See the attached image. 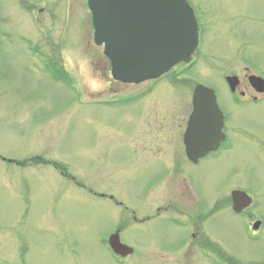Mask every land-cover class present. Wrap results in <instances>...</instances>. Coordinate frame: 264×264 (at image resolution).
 <instances>
[{"label": "rangeland", "instance_id": "rangeland-1", "mask_svg": "<svg viewBox=\"0 0 264 264\" xmlns=\"http://www.w3.org/2000/svg\"><path fill=\"white\" fill-rule=\"evenodd\" d=\"M188 2L200 33L191 63L124 85L92 43L86 0H0V264H264V95L247 82L264 79V0ZM226 76L240 80L239 104ZM197 85L216 90L230 140L223 163L208 160L216 174L191 172L202 212L224 201L192 239L171 223L200 211L186 171L168 177L171 165L148 158L179 157ZM237 189L253 199L241 217ZM117 231L133 248L123 260L107 244Z\"/></svg>", "mask_w": 264, "mask_h": 264}, {"label": "water", "instance_id": "water-1", "mask_svg": "<svg viewBox=\"0 0 264 264\" xmlns=\"http://www.w3.org/2000/svg\"><path fill=\"white\" fill-rule=\"evenodd\" d=\"M88 6L95 43L104 45L115 80L139 83L155 79L174 64L188 62L196 48V22L185 0H88ZM250 80L257 91L264 92L263 80L256 77ZM194 103L196 117L186 131L185 145L190 158L196 160L222 139L219 134L222 115L210 90L198 87ZM203 110L209 117H202ZM201 118L210 131L207 136L200 134L204 122ZM232 197L237 213L251 204V199L242 192H234ZM257 228L258 224L254 226ZM109 244L120 258L132 254L131 248L121 244L118 233L110 238Z\"/></svg>", "mask_w": 264, "mask_h": 264}, {"label": "flooded vegetation", "instance_id": "flooded-vegetation-1", "mask_svg": "<svg viewBox=\"0 0 264 264\" xmlns=\"http://www.w3.org/2000/svg\"><path fill=\"white\" fill-rule=\"evenodd\" d=\"M86 8H87V0H86ZM87 10H88V8H87ZM88 12H89V10H88ZM89 23H90V27H91V32H92V23H91V15H90V17H89ZM251 75H249V76H247V82H248V84H249V86H250V88L251 89H253L252 87H251V85H250V83H249V77H250ZM227 77H235L236 79H237V84H236V89H235V92H233V93H231V91H230V89H229V87H228V85H227V83H226V78ZM224 81H225V84H226V88H227V90L229 91V93L232 95V98H231V102L234 104V105H236V104H239V100L241 99V98H244V96H245V94H244V92H238V87L240 86V80H239V78L238 77H236V76H226L225 78H224ZM212 89V88H211ZM214 90V92H215V96H216V99H217V102H218V106H219V108H220V110H221V112H222V114H223V116H224V124H223V129H222V132L224 133V135H225V141L223 142V143H221L220 144V146L215 150V151H211V152H209V153H207L205 156H203L202 158H199L198 160H196V162H192L191 160H189V158H188V155H187V153H186V151H185V146H184V143H183V139H182V152H180L178 155H179V157L178 158H176V156H173V157H171V158H166V157H156V156H154V157H151V158H148V160H157L158 158H160V160H164L165 162H166V164L167 165H171V168L169 167L168 169H170V170H172V173L168 176V177H170V176H172L173 174H175L176 172H185L186 173V177H184L182 180L185 182L184 184H186V190L187 191H189L188 193H191V194H193V192H195V194H196V196H198L199 197V203L197 202V207L195 206V204H194V206L196 207V208H199V213H198V215H197V217L195 216V218L193 219V221L195 222V223H189L188 221H186V222H183L182 220H179L178 218H174L173 220H171L172 222L171 223H174L175 225H177V223L180 221V222H182V224H180L179 225V227H182V228H184V227H189V229L191 230L190 232H192L189 236L192 238V239H194L195 238V236L196 235H193V231H194V228H197V227H195L194 225H197V224H202L201 222H204L205 220H208V217H209V215L210 214H212V213H214L215 211H217V210H220V208L222 207L221 205H223L222 203H224V201L222 202V200H217L216 202H214V204H213V206H212V210H214V211H210V212H208L207 214H205L204 212H202L203 210H202V208H204V203L201 201L202 199H201V197L199 196L200 195V193H199V191H198V189H197V185H195L196 183H194V179H193V175H192V173L191 172H196L197 171V176H194V177H196L197 179H198V177H199V172H201V174L203 173V172H205L206 170H205V168L207 167V166H209V163L210 162H208V160H210L211 162H215L216 164L218 163V162H220L221 160H220V156L221 155H219L218 156V154H220V152L222 151V148L226 145V143H227V141H228V139L230 140V135H229V127H228V115H227V113L220 107V105H219V98H218V95H217V92H216V90L215 89H213ZM148 91V90H147ZM252 91H254V93L255 94H257L256 93V91L253 89ZM257 95H261V94H257ZM262 95H264V94H262ZM192 97H193V92H192ZM192 97H191V107H190V112H189V114L187 115V119H186V126H187V124H188V121L190 120V118L192 117V114H193V102H192ZM252 99V102L253 103H256L257 101H258V99H257V97H252L251 98ZM238 101V102H237ZM185 126V127H186ZM182 138H183V135H182ZM178 145H180V144H178ZM181 146V145H180ZM154 146H150L149 148L150 149H152ZM234 147V146H233ZM232 146H230L229 147V149H231V148H233ZM179 151H181V149H180V147H179ZM252 154H254L255 155V159H257V160H259V155L257 154V153H252ZM218 156V157H217ZM220 160V161H219ZM175 161H176V163H177V165H176V163H175ZM214 163V164H215ZM204 164H206V165H204ZM180 166V167H179ZM237 175H238V173H237ZM167 177V178H168ZM160 184H162V183H160ZM161 186V185H160ZM220 186H224L223 184L222 185H220ZM224 187H226V186H224ZM223 187V188H224ZM158 187L157 186H155V190L157 189ZM154 190V191H155ZM153 191V192H154ZM234 191H242V190H233V191H231V193H230V205L232 206V199H231V194L234 192ZM207 202V201H206ZM221 204V205H220ZM248 209H246L245 211H243L242 212V214L239 216V217H241V216H243V213L244 212H246ZM218 212V211H217ZM233 213V212H232ZM135 221V220H134ZM148 221H150L149 220V217H145V218H143L142 220H141V223H147ZM256 221H258V220H255L254 222H256ZM261 222V221H260ZM186 224V225H185ZM194 224V225H193ZM178 226V225H177ZM194 226V227H193ZM261 227H262V223H261V225H260V228L257 230V231H254V232H252V235L254 236V234H257L258 232H260V229H261ZM188 236V237H189ZM185 241H186V239H185ZM185 241H184V243H185ZM182 243H183V241H182ZM202 244H204V245H209L208 244V242L206 241V240H204V242L202 243Z\"/></svg>", "mask_w": 264, "mask_h": 264}, {"label": "bare ground", "instance_id": "bare-ground-1", "mask_svg": "<svg viewBox=\"0 0 264 264\" xmlns=\"http://www.w3.org/2000/svg\"><path fill=\"white\" fill-rule=\"evenodd\" d=\"M51 71V70H50ZM162 87H160V88H158V89H154V90H157L158 92L159 91H162V89H161ZM153 90V91H154ZM221 163H223V161H221ZM210 168V166H207L206 168H205V170H208ZM217 169H218V166L217 165H215L214 167L212 166L211 168H210V170H211V172L214 174H216L218 171H217Z\"/></svg>", "mask_w": 264, "mask_h": 264}]
</instances>
